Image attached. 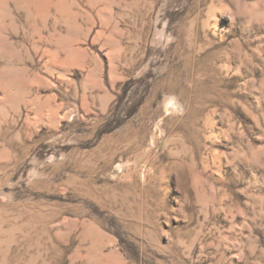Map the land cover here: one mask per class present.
I'll use <instances>...</instances> for the list:
<instances>
[{
	"label": "rangeland",
	"instance_id": "obj_1",
	"mask_svg": "<svg viewBox=\"0 0 264 264\" xmlns=\"http://www.w3.org/2000/svg\"><path fill=\"white\" fill-rule=\"evenodd\" d=\"M0 264H264V0H0Z\"/></svg>",
	"mask_w": 264,
	"mask_h": 264
}]
</instances>
